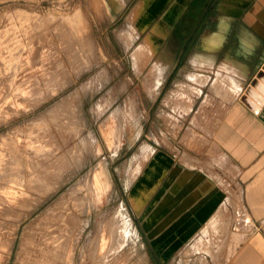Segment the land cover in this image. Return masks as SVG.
Listing matches in <instances>:
<instances>
[{
	"label": "rangeland",
	"instance_id": "1",
	"mask_svg": "<svg viewBox=\"0 0 264 264\" xmlns=\"http://www.w3.org/2000/svg\"><path fill=\"white\" fill-rule=\"evenodd\" d=\"M138 1L0 0V264H229L248 237L174 227L189 65L183 35L141 45Z\"/></svg>",
	"mask_w": 264,
	"mask_h": 264
},
{
	"label": "crops",
	"instance_id": "2",
	"mask_svg": "<svg viewBox=\"0 0 264 264\" xmlns=\"http://www.w3.org/2000/svg\"><path fill=\"white\" fill-rule=\"evenodd\" d=\"M131 16L149 29L141 45L183 35L176 65H189L179 82L189 141L173 169L178 180L188 173L190 188L194 181L179 201L195 207L174 227L199 234L240 217L248 237L229 264H264V0H139Z\"/></svg>",
	"mask_w": 264,
	"mask_h": 264
},
{
	"label": "bare ground",
	"instance_id": "3",
	"mask_svg": "<svg viewBox=\"0 0 264 264\" xmlns=\"http://www.w3.org/2000/svg\"><path fill=\"white\" fill-rule=\"evenodd\" d=\"M263 71H264V67H263ZM262 82H264V79H263V81ZM264 84V83H263Z\"/></svg>",
	"mask_w": 264,
	"mask_h": 264
},
{
	"label": "water",
	"instance_id": "4",
	"mask_svg": "<svg viewBox=\"0 0 264 264\" xmlns=\"http://www.w3.org/2000/svg\"><path fill=\"white\" fill-rule=\"evenodd\" d=\"M262 76H264V71H263V74H262Z\"/></svg>",
	"mask_w": 264,
	"mask_h": 264
}]
</instances>
